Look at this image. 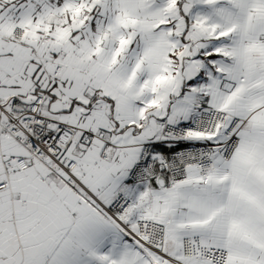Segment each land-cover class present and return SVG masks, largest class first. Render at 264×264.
Segmentation results:
<instances>
[{"label": "snow or ice", "instance_id": "snow-or-ice-1", "mask_svg": "<svg viewBox=\"0 0 264 264\" xmlns=\"http://www.w3.org/2000/svg\"><path fill=\"white\" fill-rule=\"evenodd\" d=\"M0 264H264V0H0Z\"/></svg>", "mask_w": 264, "mask_h": 264}]
</instances>
